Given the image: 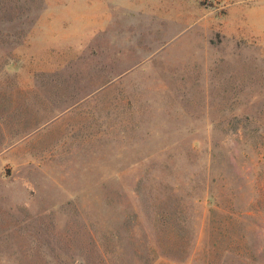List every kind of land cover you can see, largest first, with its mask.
Returning <instances> with one entry per match:
<instances>
[{
	"label": "rangeland",
	"instance_id": "obj_1",
	"mask_svg": "<svg viewBox=\"0 0 264 264\" xmlns=\"http://www.w3.org/2000/svg\"><path fill=\"white\" fill-rule=\"evenodd\" d=\"M0 264H264V0H0Z\"/></svg>",
	"mask_w": 264,
	"mask_h": 264
}]
</instances>
